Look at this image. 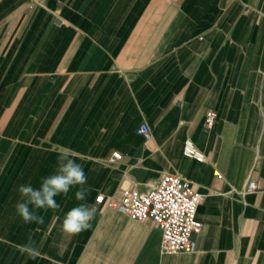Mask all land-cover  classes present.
<instances>
[{
	"label": "crops",
	"instance_id": "obj_1",
	"mask_svg": "<svg viewBox=\"0 0 264 264\" xmlns=\"http://www.w3.org/2000/svg\"><path fill=\"white\" fill-rule=\"evenodd\" d=\"M65 148L86 199L75 186L23 223L19 186L39 189ZM166 173L205 194L194 251L164 252L156 221L107 203ZM79 204L91 227L63 233ZM0 264H264V0H0Z\"/></svg>",
	"mask_w": 264,
	"mask_h": 264
},
{
	"label": "built area",
	"instance_id": "obj_2",
	"mask_svg": "<svg viewBox=\"0 0 264 264\" xmlns=\"http://www.w3.org/2000/svg\"><path fill=\"white\" fill-rule=\"evenodd\" d=\"M217 112H206L205 124H213ZM140 134L150 135V127L143 123L137 129ZM183 152L199 161L206 155L191 138L184 142ZM122 153L114 151L109 161L121 159ZM221 176L220 172H217ZM257 181L250 180L247 190L257 188ZM105 195L97 196V202L105 201ZM205 200V194L196 191L190 180L174 173H166L150 189L124 188L119 194L107 198L109 206L117 208L134 219H153L162 229V250L164 252H189L196 249V236L202 232L203 222L198 217V207Z\"/></svg>",
	"mask_w": 264,
	"mask_h": 264
},
{
	"label": "clouds",
	"instance_id": "obj_3",
	"mask_svg": "<svg viewBox=\"0 0 264 264\" xmlns=\"http://www.w3.org/2000/svg\"><path fill=\"white\" fill-rule=\"evenodd\" d=\"M72 150L65 148L58 157V167L54 174L42 179L39 189L31 185H21L18 191L23 198L16 205L17 214L22 218L23 223L43 224V216H39L33 211V208L47 211L49 209L56 211L60 208L55 197L63 194L67 196L70 190L79 186L75 193L77 200H85L88 189L84 187L87 184V176L81 164L76 163L71 158ZM95 206L79 204L70 209L64 216L61 224V230L68 235L79 234L91 227V221L95 218ZM22 253L28 254L32 259L40 255L39 250L34 246L33 241L20 246Z\"/></svg>",
	"mask_w": 264,
	"mask_h": 264
}]
</instances>
